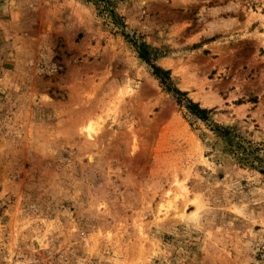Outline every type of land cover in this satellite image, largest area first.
<instances>
[{"label": "rangeland", "instance_id": "374dc122", "mask_svg": "<svg viewBox=\"0 0 264 264\" xmlns=\"http://www.w3.org/2000/svg\"><path fill=\"white\" fill-rule=\"evenodd\" d=\"M109 6L0 0V264H264V0Z\"/></svg>", "mask_w": 264, "mask_h": 264}, {"label": "trees", "instance_id": "16d2710c", "mask_svg": "<svg viewBox=\"0 0 264 264\" xmlns=\"http://www.w3.org/2000/svg\"><path fill=\"white\" fill-rule=\"evenodd\" d=\"M100 2L103 4V11L110 13L113 22L117 26L124 25L123 22H119L121 19L117 16V14H115V11L110 8L109 0H100ZM137 48L139 50L140 57L151 65L154 76L159 80L161 85L165 87L166 91L171 93L177 99V102L182 104V106L184 105L190 113L195 114L201 119H208L210 110L201 108L198 103H195L190 98H188L187 93L180 90L175 84L169 70H165L156 64H153L151 62V58L148 55L149 52L143 43L137 45ZM251 149L252 148H244V151H249Z\"/></svg>", "mask_w": 264, "mask_h": 264}, {"label": "bare ground", "instance_id": "6f19581e", "mask_svg": "<svg viewBox=\"0 0 264 264\" xmlns=\"http://www.w3.org/2000/svg\"><path fill=\"white\" fill-rule=\"evenodd\" d=\"M93 131H94V128L91 125L89 127H87V136L88 137H92L93 136Z\"/></svg>", "mask_w": 264, "mask_h": 264}]
</instances>
